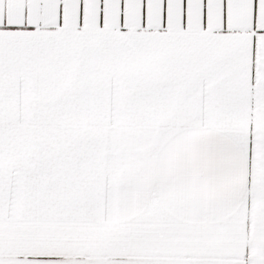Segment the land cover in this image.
Wrapping results in <instances>:
<instances>
[{
    "label": "snow or ice",
    "instance_id": "snow-or-ice-1",
    "mask_svg": "<svg viewBox=\"0 0 264 264\" xmlns=\"http://www.w3.org/2000/svg\"><path fill=\"white\" fill-rule=\"evenodd\" d=\"M0 264H264V0H0Z\"/></svg>",
    "mask_w": 264,
    "mask_h": 264
}]
</instances>
